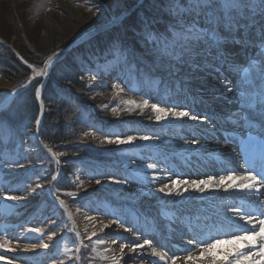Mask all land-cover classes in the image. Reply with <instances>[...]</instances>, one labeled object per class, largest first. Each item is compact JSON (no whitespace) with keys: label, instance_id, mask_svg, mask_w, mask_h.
Masks as SVG:
<instances>
[{"label":"rangeland","instance_id":"374dc122","mask_svg":"<svg viewBox=\"0 0 264 264\" xmlns=\"http://www.w3.org/2000/svg\"><path fill=\"white\" fill-rule=\"evenodd\" d=\"M146 2L151 4V7H146ZM167 2L168 0H0V46L2 45L13 52L28 70L19 84L11 85L3 77H0V105L13 93L14 89L21 87L29 80V77H32L33 68L39 71L48 57L66 51V49H68V53L71 52V49L85 46L88 50L85 52L81 50L82 55L80 56V59L84 57L81 69L83 74L78 80V83H82V87L74 82H69L65 87V91L77 101L82 99L87 101L84 112L75 116V127H78L76 132L81 135L80 144L70 145V147L60 145L54 150L51 148L52 152L64 153L63 156L55 158L52 153L48 155L29 146L28 134L36 119L32 116L34 109L29 103L27 104V100L12 108L9 107L4 116L0 115V214L3 215L0 216V243L8 241L10 251L16 253H20L15 250L20 246L33 247L31 251L23 254L27 264H53L54 261L56 264H60L61 261L63 264H70L69 259L64 255L65 249H71L72 251L67 256L74 257L75 249L81 240L88 247L81 248L78 254L79 259H73L71 264H103L104 258L101 257L103 253L101 248L104 247L101 245L103 240L98 241L96 237H93L89 241L86 237L92 233L91 231L77 237L71 216L74 214L84 216L85 211L88 213L102 211L106 220L111 222L118 220L116 219L117 209L124 211L122 206H116L107 196L84 188L83 180L91 178L90 181L94 182L96 178L102 179L107 168L112 169L126 163L136 162L139 158L136 157L139 151L128 144L101 143V140L105 138L123 139L124 137L119 126H112L109 124L110 120L99 118L102 113L114 115L111 111L112 108L118 110V114L114 115L116 117L124 113L133 115L134 111H123L128 107L123 103L127 99H148L150 103L151 97L146 93H139L137 89L139 81L136 78L135 68L138 64L143 67L146 64H153L154 67L150 66L154 70L156 69L164 77L168 76L174 80V87L184 88L188 81L184 77H176V72L166 67L169 63L184 67V71L196 75V78L204 82L221 77L227 84L225 87L228 88L234 86V82L239 80L232 63L244 64L250 57L259 54L255 47H250L244 51V54L237 55L235 47L233 49L229 45L227 46L229 62L212 60V56L209 54L207 57L209 62L206 63L204 59L193 55L192 59L198 60V64L193 65L191 60H188V63L183 62L187 57L177 60L173 56H169L164 52L162 42L153 47L150 41L146 46L140 35H129V30L141 32V26L145 21L151 22L154 34L160 31L163 33L168 27L170 19ZM252 2L258 3V0H252ZM156 4H163V8L155 10L154 5ZM151 12L155 18L150 21L146 16ZM131 16L134 21L129 23ZM164 19L167 21L163 22ZM256 19L259 24L261 21L259 9H257ZM153 25L158 26L160 31L154 29ZM257 35H259V27H257ZM114 42H123L125 45L119 54L116 51H113L112 54L108 52ZM157 47L160 49L159 52ZM31 51L37 54L35 60L40 63L31 64L33 68H29L30 63L21 58L23 53ZM65 57L66 55L59 59L56 65ZM222 63L227 66V69L233 70L230 77L225 79L223 77L227 76L228 71L221 68ZM93 77L95 78L93 79ZM158 81L160 83L161 78ZM156 83L157 81L153 82L154 87L157 86ZM113 85L123 91L117 94ZM23 104L24 107H21L20 105ZM175 106L182 110L186 108L180 104ZM219 106L222 107V104ZM197 115L207 117L203 113L197 112ZM214 116L220 118L216 114H211L210 118ZM228 117H232V115H228ZM232 119L229 120L232 121ZM232 125L233 123L230 124V126ZM223 126L226 125L222 123L219 129H222ZM239 128H241L240 125ZM191 129L196 134H206L205 131L195 126H191ZM49 131H52V128L46 129L45 135H48ZM85 132H94L96 138L85 136ZM177 132L191 137V134L180 128ZM169 134L179 137L176 132L170 131ZM192 139L190 138V140ZM214 140L216 139L212 138V141ZM217 156L223 158L221 154ZM167 158L168 163H175L177 168L183 169L182 166H179V159L175 160L170 156ZM202 159L206 160L205 157ZM202 159L195 157L197 161ZM55 160L59 161V167H56ZM153 162L155 161L151 163ZM201 162L198 165H204ZM229 163L232 164L231 161ZM157 166L165 168L161 163H157ZM215 168L218 169V167ZM56 173L58 176L52 182ZM226 173L227 170H224L219 175ZM43 184L50 186L48 190L42 188ZM29 192L33 194L34 198L5 199L6 196L22 195V197H26L24 195ZM68 193L73 195L69 196ZM57 196L64 201V205L59 203L56 199ZM25 207L28 212L27 218L14 221L9 216L19 208L25 209ZM161 211L165 216L168 214L166 217L173 221L171 227L174 230L190 228L194 222L191 218L179 216L178 213L182 212L181 210L171 207L163 208ZM6 214L9 215L5 216ZM154 214L155 212H150L149 216ZM154 219L157 221L156 218ZM118 221L122 222V219ZM123 224L124 228H128L129 231L125 232L124 228L115 224L106 228L110 233L103 239L106 241L115 239L117 244L114 245V248L119 250L120 244L131 246L133 243L140 244L148 239L147 236L137 233L132 224L126 222ZM34 228L39 231L33 232ZM70 229L71 231H69ZM52 233L56 235L51 248L42 247ZM161 237L162 245L159 246L155 243L154 247L157 248V251L165 253L167 259L170 256L169 252L173 251V246L177 243L171 242L169 235ZM0 251L5 250L0 249ZM125 252H128L127 247ZM129 254L134 256L133 253ZM166 262L160 261L158 257H152L150 254L139 253V256L130 258L127 264H166Z\"/></svg>","mask_w":264,"mask_h":264},{"label":"snow or ice","instance_id":"6c2138e0","mask_svg":"<svg viewBox=\"0 0 264 264\" xmlns=\"http://www.w3.org/2000/svg\"><path fill=\"white\" fill-rule=\"evenodd\" d=\"M168 15L169 24L163 33H153L151 22L145 21L141 28L140 38L147 46L151 41L153 47H156L161 42L164 45V52L169 56H173L177 60L183 57L184 63L191 60L193 65L198 64L197 59H192L193 55L204 59L206 63L209 61V54L212 60H222L229 62V45L238 46L241 50H248L250 47H255L258 55H253L244 64L232 63L234 71L240 80L239 85L227 88V92L235 94V98L239 101L240 108L233 114V124L239 123L240 126L247 130L246 136L249 143L256 142L262 152H264V0H258V3H253L252 0H168ZM259 9L261 21L257 22L256 15ZM257 27H259V35H257ZM123 42H114L108 49L109 54L116 51L117 54L123 49ZM157 51L160 49L157 47ZM53 63V57H48L44 62V68L41 71H36L31 64L29 68H33L34 76L29 77V81L36 76H46L48 68ZM95 77H93L94 79ZM114 91L119 94L123 89H119L113 85ZM15 93V89L13 90ZM41 88H36V98H40ZM123 103L128 107L123 111L133 112L136 109L143 114L146 108H150L155 121H182L187 118L191 121L199 123L205 122L208 118L201 117L192 113L190 110H182L177 106L171 107L160 106L157 103H149L148 99L140 101L134 99L124 100ZM43 107V105H41ZM114 115L118 114L117 108L111 109ZM151 119V117H150ZM37 124L40 123L37 119ZM85 136L95 137L94 132H85ZM137 137L128 136L125 139H108L101 140V143L108 144H131ZM140 140L148 141L158 139L154 136H141ZM227 142V138H226ZM192 145H199L201 149L205 146L199 140H185L184 147L188 150L192 149ZM48 148V145H44ZM244 150V142H241V151ZM48 151L55 158L63 156L62 152H52L51 148ZM59 163V161H57ZM133 163H135L133 161ZM247 163V162H246ZM146 168L156 170L157 163H148ZM156 176H154V179ZM56 177L53 176V180ZM111 179L112 183L123 185L128 183L127 179ZM91 180V178H90ZM99 185L101 181L95 180ZM79 186V185H78ZM39 187V185H37ZM197 192L204 194L206 192H225L235 193V199L240 203L226 205L222 217L214 215V218H209L204 222V228L200 229L195 236L188 239V247L182 249L185 255L170 257L171 264H264V165L259 171H255L251 167H246L240 174L232 170H228L226 174L207 175L205 178L197 179H170L168 182L161 181L160 186L156 188V192L162 193L165 196H183L185 192ZM72 196V193H68ZM20 197L6 196L5 199L13 200ZM61 205L64 201L59 196L56 197ZM91 220V217H85ZM210 221V222H209ZM199 223V221H198ZM115 224L118 227L124 228V224L118 220H113L110 224H104L100 228L103 232L105 228ZM33 232H38L39 229H32ZM71 231V229L69 230ZM124 231H129L124 228ZM193 231H196L194 228ZM52 233L49 236L51 239L55 236ZM79 237V233H76ZM96 237L98 241L102 237H98L93 231L86 238L91 241ZM203 237V238H200ZM113 243H116L113 241ZM151 247V256L158 257L160 261H166L165 253L157 251V248L151 246L149 239H145L143 244L133 243L131 246L120 244V256H112L113 264H121L125 255V248L129 253L136 254L137 250H143L145 246ZM222 245L231 247L221 248ZM42 247L47 248V244ZM88 245L80 241L76 247L74 257H69L67 254L71 249H65L64 255L71 261L79 259L81 248H87ZM0 249L10 251L8 241L0 243ZM219 249L218 254H214ZM94 251V249H93ZM109 249H105V252ZM4 259L3 253H0V260ZM7 264H13L11 260ZM53 264H56L54 261ZM63 264V261L60 262ZM126 264V262H125ZM167 264V262H166Z\"/></svg>","mask_w":264,"mask_h":264},{"label":"bare ground","instance_id":"6f19581e","mask_svg":"<svg viewBox=\"0 0 264 264\" xmlns=\"http://www.w3.org/2000/svg\"><path fill=\"white\" fill-rule=\"evenodd\" d=\"M231 47L233 48V46ZM235 49L237 50V55L245 53V50H241L238 46H236ZM58 55L59 53H56V55L51 56L53 57V63L49 66L46 76H36L34 78L40 81L39 85L43 86L42 83L46 81L49 72L59 60ZM158 64L161 63L158 62ZM150 65L154 67L153 64ZM150 65L146 64V66L143 67L138 64L135 68L136 78L139 81L137 88L138 92L148 94L149 97H151L150 104L157 103L160 106L167 107L180 104L186 107L184 110H190L194 114H197V112L203 113V115H207L208 119L203 123L191 121L187 118H184L182 121L168 120L157 122L155 121V117L150 108H146L143 114L140 113L139 109H136L133 115L124 113L119 117H116L111 113L108 115L104 113L100 114L99 118H101V120H110V125H117L121 128L123 131V139L128 136L137 137L133 143L128 145L139 151V154H136V157L139 158H137L135 163H126L112 169L107 168L108 170H106L107 172L102 179L96 178L101 181L99 185L95 183L96 179L94 182L87 179L83 180V187L97 192L100 195L107 196L116 206H122L125 212L117 209L116 219H122L123 223L126 222L132 224L137 233L147 236L151 242V246H154L155 243L159 246L162 245L161 236L169 235V240L177 243V245L173 246V251L169 252L170 256L166 259L167 263L171 264L170 257L172 255L182 257L186 254L182 249L188 247L187 241L190 237L196 235V231H200V229L204 228L205 221H208L209 218H214V215L222 216L226 205H231L233 203L239 204L240 201L235 199V196L237 195L235 193L206 192L201 194L189 191L185 192L183 196H165L162 193L156 192V188L160 186L161 181L168 182L170 179H197L205 178L207 175H219L218 169H221L224 172L226 167L231 166L229 161L237 164L240 156L236 153L237 149L234 148L236 146L235 139L237 137H243V139H245L247 130L241 126V128H239L240 124H238V126H236L237 124L230 126L232 122L229 119L234 117L233 114L238 111L240 104L235 98V94L230 95L227 92V87H225L227 84L221 77L220 79L213 78L208 82H204L201 79L199 80V78H196V75L194 76V74L184 71V67L169 63L166 67L175 71L177 74L176 77H184L188 81V84L185 85L184 88H179L173 86L174 80L170 79L168 76L164 77L155 69L158 72L157 73ZM44 66L45 65H43L39 71H41ZM221 68L226 69L227 66L222 63ZM226 71H228V73L227 76L223 77L224 79L230 77L231 72H233L232 69H226ZM33 76L34 74H32V77ZM160 78L161 81L158 83ZM155 81H157L156 84L158 87L153 86V82ZM239 83L240 81L236 80L232 87L239 85ZM221 104L222 107L219 106ZM211 114L219 115L220 118H216L215 116L210 118ZM228 115H232V117H228ZM40 117L41 115L39 114L37 117L39 121L41 119ZM222 123L226 126L219 129V127L222 126ZM36 125L37 122L28 134V138L33 142L37 141L35 137ZM191 126H195L198 129L205 131L206 134H196L195 132H192L193 129H191ZM179 128L186 133L191 134L192 138L199 140L205 147L201 149L199 145H192L191 147L192 149H195V151L186 149L184 147V141L190 140V138L187 135H179L177 132ZM170 131L178 133L179 137L177 138V136L169 134ZM224 133L228 134L225 135ZM145 135L154 136L158 139L148 141L139 139V137ZM216 137L221 139L212 141V138L216 139ZM218 154L223 155V158L218 157ZM168 156L175 160L179 159V163L181 165L183 164V166L186 164L184 167H188V170L184 169V171L179 172V170H177L172 164L168 166ZM195 157H199V159L205 157L207 161L205 159L197 161L195 160ZM188 158H191V161L189 160V166L187 161ZM152 161L166 164L165 168L169 169V171L160 166H157L155 171L147 169L146 165ZM200 161L206 166L198 165ZM56 164V167H59L57 161ZM216 166H219L218 169L215 168ZM56 174L55 177L57 176ZM154 176H156L155 179ZM109 177L113 179H127L128 183L117 185L112 183ZM49 187L50 186L45 184L42 185L43 189L47 188L48 190ZM24 196L26 197L17 195V197H20L19 199L22 200L25 198H34L33 194L30 192ZM171 207L176 210H181L182 212H179L178 215L182 216V218H191V220L194 221L190 228L184 227L185 229L174 230L173 227H171L173 221H170V218L166 217L168 214L165 216L163 211H161L163 208L168 209ZM262 211H264V209H262ZM150 212H155L154 215H150L151 218L149 216ZM8 215L9 214H6L5 216ZM27 215L28 212L25 207V209L19 208V210L9 216H11L14 221H19V219L27 218ZM0 216L3 215L0 214ZM86 216L91 217L92 219H85ZM71 217L73 226H75L76 231L80 235L87 231H95L98 237H102L103 242L101 245L104 247L101 248L103 252L101 257L104 258L103 264H113L112 256L119 257L120 250L114 248V245L117 244L115 239L108 241L103 239L105 235L110 233L106 228L103 232L100 231L102 225L110 224V221L106 220L105 214L102 211H97L95 213H88L85 211L84 216L74 214ZM154 218H156L157 221H154ZM194 228L196 231H192ZM49 236H51V234ZM54 241V236L51 239H47L46 244L48 247L46 249L51 248ZM113 241L116 243H113ZM220 247L228 248L231 246L222 245ZM32 249L33 247L20 246L18 249H15L20 253L14 251H0V253H3L4 255V259L0 260V264H7L9 260H11L13 264H27L23 254ZM105 249H109V251L105 252ZM218 252L219 249L214 254H218ZM139 253L151 255V247L146 245L143 250L137 251L134 256H131L129 252H125L121 264H125V262L127 264V261H129L130 258L139 256ZM177 264H180V260L177 261Z\"/></svg>","mask_w":264,"mask_h":264},{"label":"trees","instance_id":"16d2710c","mask_svg":"<svg viewBox=\"0 0 264 264\" xmlns=\"http://www.w3.org/2000/svg\"><path fill=\"white\" fill-rule=\"evenodd\" d=\"M145 4L146 7H151V4H148V2ZM154 8L155 10L157 8L162 9L163 4H156L154 5ZM146 17L151 21L155 18V15L153 12H151ZM132 20L133 17L131 16L129 23L134 21ZM164 20L165 21L163 22L167 21L166 19ZM153 26L154 29L160 31L158 26ZM129 35L139 36L140 32L137 33L129 30ZM81 50L84 52L88 51L86 46L73 50L71 49V52H69L67 56L51 70L50 76L45 84L46 86L42 91L41 96L45 107V112L43 115L44 120L39 131V140H41L43 145L47 144L48 148L50 147L53 150L60 147V145L64 147H70V145L81 143V135L76 132V128L78 127H75V116L79 115L81 112H84V106L87 101L85 99L77 101L65 91V87L68 86L69 82H74L75 84L81 85L82 87V83H78L79 78L83 74L81 69L84 64L82 61L84 57L80 59V56L82 55ZM36 56L37 54L31 51L30 53H23L21 58L30 64H40L35 60ZM27 72V68L20 62L16 55L1 45L0 77H3L11 85L19 84L24 79ZM36 87L37 83L26 89L22 94L18 95L10 107L12 108L14 105L17 106L18 104H22L23 101L27 100V104L29 103L34 109L32 116L36 119L38 112L37 102L34 96ZM20 106L24 107V104ZM7 110H5L0 115L4 116ZM49 127L52 128V131H49V134L45 135V130Z\"/></svg>","mask_w":264,"mask_h":264},{"label":"water","instance_id":"95a60500","mask_svg":"<svg viewBox=\"0 0 264 264\" xmlns=\"http://www.w3.org/2000/svg\"><path fill=\"white\" fill-rule=\"evenodd\" d=\"M67 52H68V49H66V51L58 52V53H59V55H58L59 59H60L62 56L66 55ZM34 82H35V79H34V80H31V81L28 80V81H26L21 87L15 89V93H12V94L9 96V98H8L7 100H5V101L3 102V104L0 105V113H1V112H4V110H6V109L10 106V104L14 101V99L16 98V96L19 95L20 93L24 92V90H25L26 88L30 87V85H32ZM40 88H41V90H42V87H40ZM40 95H41V93H40ZM40 97H41V96H40ZM39 99H40V98H39ZM39 99H38V100H39ZM40 118H41V117H40ZM41 123H42V118L40 119V123L36 125V133H35V137H36V140H37V141H36V142H33L32 140H30V142L28 143V145H30V146H35V148H38V147H39L42 151H45V152H47L48 154H49V153L51 154V152H49L48 149H46V148L41 144L40 140H38V132H39V130H40L39 128H40V126H41Z\"/></svg>","mask_w":264,"mask_h":264}]
</instances>
